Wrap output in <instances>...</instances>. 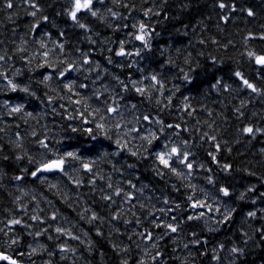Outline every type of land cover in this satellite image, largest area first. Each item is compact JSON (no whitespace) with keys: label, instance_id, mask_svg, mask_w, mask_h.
<instances>
[{"label":"snow or ice","instance_id":"snow-or-ice-1","mask_svg":"<svg viewBox=\"0 0 264 264\" xmlns=\"http://www.w3.org/2000/svg\"><path fill=\"white\" fill-rule=\"evenodd\" d=\"M22 3L27 6L26 15L30 17V21L27 24L26 35L30 36L32 41L38 45L36 53L32 55H25L28 52V41L21 39V44L16 46L12 55L7 52L0 55V65L6 66L3 70H0V81L4 82V86L7 91L12 93H22L23 98L21 102L12 104L10 100L6 99L3 102L2 107L8 110V115L13 116L21 114L26 117H31L33 113L25 112L26 99L41 100L38 96L37 90L33 87V84L42 85L44 88H49V84L53 79H56L59 84L63 85V90L68 93V100L71 104L78 105L73 109L75 115L68 112V108L64 104H60V108L63 109L64 119L69 121L67 130L71 133H80L88 138L91 143L85 144L81 147H67L64 149H57L50 146L49 137L47 133L44 134V138H40L36 131L31 132V136L34 139L36 149L35 151L27 149L24 145V135L17 131L15 134V140L10 142L11 151L5 152V148L8 145L0 146V178L7 176L5 168L15 170V174L11 176L12 181L23 183L26 179L30 178L33 182H39L41 185H47L48 189L55 190L54 194L64 196V193L60 191L58 183H52L47 174H59L62 177L67 178L68 183L73 184L75 188L79 189L85 185L83 176L89 177L87 180L88 187L95 192L97 189L98 180H106V187H101L100 200L104 202L105 207L112 209V206L116 204V198H122L124 204H129L128 212L131 213L135 220V225L130 232L120 233L119 228H115L114 231L120 235L127 236V244H111V252L116 258V264H169V259L180 261V264H188V259L181 260L179 256H175L176 248L173 247V255L169 256L167 252L166 241L171 240L173 245H177L176 236L179 235L185 227H188V231L185 233L187 242L183 243V249L189 250V256L193 261L195 256L192 255V249L196 250V253L200 257H210L209 264H248V257L255 253L257 249L264 251V208H253L252 210L244 213V221L247 223V229L241 227L237 229L239 233L240 242L237 243L232 237H229L230 246L222 241L217 242L214 246L209 247V240L207 237L202 238V232L218 233L222 228L230 226L238 211L236 206L228 204L227 200L233 196V192L230 190V186L225 184H218L213 175H211L212 169L205 168L203 163L196 164V154L191 150L194 146L190 144L188 139L181 138L182 132H188L187 127H182L180 123H166L163 119H156L150 113L149 114H133L132 120H126L123 108H128L129 112H133L137 109L136 103H122L125 101V94L135 93L142 100L151 101L153 95H155V102L157 105L161 104V97L164 96L166 89L165 79L163 73L160 71L147 72L145 68L139 66L138 60H143L146 56L152 53V38L158 36L159 33L154 28L143 21H135L131 24L133 31L128 35L131 40L139 42V47H135L134 50H128L127 42L120 40L117 48H107V52L110 53L106 57L107 64L112 65L114 63L113 57L134 58L127 64V67H136L137 71L141 74L139 79H133L128 77L127 81L121 79L118 75H113L112 79L116 83V88L119 91H114V95H106L108 92L105 86V91L94 90L91 96H84L81 90H87L89 84L86 82L90 79L91 73L96 72V77L91 82L93 85L102 77L97 71L101 68L99 63H95L90 51H83L79 47H75L71 43V31H78L79 35L90 45L97 44V40L94 37H98L100 34L94 31L93 22L99 25H103L106 28L111 29L113 32L120 31L121 28H128L127 21L131 18L132 12L136 11L134 4L125 2V0H110L112 6H109V0H65L64 3L54 11V16H50L44 6L43 0H22ZM167 4V0H163L159 10H155L152 7L145 9L142 13L143 17L151 16L161 17L167 19V15L164 11V5ZM49 4L48 7H52ZM17 7L14 4V0H3L2 8L0 11L13 10ZM190 5L185 4L184 8H188ZM215 7L220 10L218 13L219 19L225 24L234 19V14H245V20L247 18L255 19L257 17V11L252 6H247L244 3H236V0H216ZM117 9H124L128 11V15H124L123 12ZM226 10V11H225ZM8 20L12 21L11 14L8 15ZM57 18H61L64 21L65 27H61L57 22ZM210 18V17H209ZM118 21H124V23H116ZM50 26V27H49ZM187 29L188 25H183ZM262 31L259 36H256L253 32H249L245 37V47L250 40L258 39L264 41V24L260 25ZM51 29H56V39L52 38ZM15 31V29H13ZM177 32L183 36H187L188 32ZM46 38V39H45ZM47 41V42H46ZM128 42H131L130 40ZM200 44H204V40L199 41ZM213 44H218L217 40H212ZM232 42L228 41V44L224 45L228 47ZM49 44L51 46H49ZM165 50H161V55ZM19 55L23 62L24 67L15 68L12 64L15 56ZM203 55V53H200ZM246 56L248 61L254 68V76L249 77L241 69H232L228 77L224 75H218L222 65H218L215 57L211 58V67L207 70V73L211 74V79L208 82V93H215L217 96L223 94H233L237 96L241 93H247L249 97H259L264 100V84L258 85L254 81H264V52L246 51L241 54ZM33 59L37 60L35 68L32 67ZM165 64L175 66V62L168 59L162 62L160 67L164 68ZM185 64L189 65L188 71L185 72L184 68H180V74L182 79L187 84H193L195 82V73L200 67L197 63L196 67L191 66L190 60H185ZM117 67L123 68V65L117 64ZM38 69H45V71L39 73V79L33 80L32 74ZM50 70V71H48ZM105 71H107L105 69ZM11 73V75L9 74ZM73 73L83 75V81L77 82V79L70 78ZM28 75V81L25 83L23 80L18 79ZM144 81L150 83L145 85ZM235 84V87L233 86ZM50 91H55L50 89ZM169 91L167 96V103L164 104V108H170L172 106V100L175 93L179 92V87H175L174 90ZM73 97H77L73 99ZM95 99L102 107L97 106L92 108L88 101ZM53 96L44 92V99L49 106L53 103ZM60 100H64V96H59ZM190 97L184 96L182 107L180 111L186 112L188 116H192L195 109L192 108L189 103ZM248 103L251 100L241 99L238 106H234L232 111L238 121L246 119L245 109H247ZM92 109L89 111V109ZM52 112L57 115L56 108H52ZM210 116L211 112L208 113ZM252 117H258L260 121H264V114H258L257 112L251 113ZM91 117L92 119H87ZM79 119L81 121L80 126H73L71 121ZM94 122V127L92 123ZM142 122H146L148 125L158 126L156 130H148L147 134L142 132ZM27 123V120H25ZM199 123V122H198ZM19 128V125H16ZM211 132L205 131L202 133L200 139L212 142L215 148V153L209 151L207 153L212 164L217 165L221 172L224 174H230L233 171V165L231 163L221 164L216 153H219L221 149V143L218 140V136L215 134L216 129L212 125H208ZM4 129H0V132ZM239 137H247L249 142L255 140L258 136L264 137V126L247 123L241 124L237 129ZM170 133V134H166ZM115 135V139L113 138ZM134 134V135H133ZM163 137V140H162ZM237 138L236 142L239 143L240 139ZM71 139V137H69ZM139 139L141 144L139 147L131 145L133 140ZM102 141H107L105 145ZM179 141V142H177ZM159 142V143H157ZM56 144H62V140H56ZM227 145L228 141H223ZM115 146V150L109 151V148ZM143 149V151H141ZM230 152L231 149L229 148ZM85 152L88 153L85 156ZM127 152L131 157L138 159H148L151 157L154 161L152 171L154 174L164 180L166 176L171 174L178 179H184L191 177L194 171L204 169L209 174L205 177L206 183L216 188V195L210 196V194L203 189V199L195 197L194 195L186 196V207L194 210L192 213H184L181 209V205L170 200L168 197H164V207L155 208L154 211H147V217H150L148 226L144 225V222L139 216H136L133 209L136 208V204L132 203L136 200L135 192H139L143 195L144 188H137L136 184L131 179L127 180V187L131 191L126 190L120 185L119 182L116 185L112 182V176L105 175L101 172L98 165L102 162L111 164L113 171L120 173L123 176L121 168H118L115 163H112L110 158L118 157L122 153ZM264 155V148L260 150ZM26 162V163H25ZM24 164L23 167L20 165ZM128 169H134L135 164H127ZM71 169V171H70ZM247 171V170H245ZM75 172H80L83 176L73 175ZM247 175L254 176L255 172L247 171ZM139 180V177H136ZM264 183V181H262ZM3 187V185H0ZM174 191L179 189L173 185ZM195 189L194 185H187ZM17 191L22 192L24 195H28L24 189L17 187ZM248 193H256L255 185L247 187L244 192H240L236 197L237 201H245ZM66 199V197H65ZM150 199V198H149ZM264 201V192H260L258 197L253 196L250 199L252 205H256L257 200ZM32 200L35 201L36 197L33 196ZM14 202L19 203V210L27 215V205H24L20 196L14 198ZM51 204L52 201H47ZM38 207V204H37ZM154 207V206H153ZM140 209H145L143 203L139 204ZM43 212V209L39 210ZM180 211L181 215H176ZM156 212H159L161 216H156ZM33 213L29 219L42 227L36 231L34 235L36 237L42 236L49 232L51 229L56 234V239L62 236H67L71 240L79 241L80 244H84V240L80 236L74 235L71 229L64 226L52 227L51 222H56L58 219L57 211H53L51 216L46 219L42 218L40 214L36 213V209H33ZM87 213H91L87 215ZM122 206L110 212L109 221L116 222L121 220ZM81 220L87 221L92 225L99 222L103 225L105 218L95 210L91 208H85L83 212L78 213ZM259 221V225L255 226L253 222ZM196 222H203V228L198 231L191 225ZM124 225H132L133 221L129 219L123 220ZM21 225L25 229H29L32 225L24 223L22 219L15 217L9 219L5 225L8 231L4 228H0V233H3L7 238V246L11 248L14 245L20 244V238L10 236L11 226ZM47 225V227H43ZM142 229V230H141ZM156 230H160L157 233ZM28 235H33L31 231ZM88 235L87 232L84 233ZM95 236L97 238H103L104 232L102 227H96ZM47 239L52 241L54 237L48 235ZM139 241V242H138ZM132 245L139 250L141 255H132ZM30 251L28 252L29 261L31 264H35L34 256L41 255L42 252H46L48 259L42 260V264H54L53 257L60 254L61 261H68V254L71 253V264H76L77 260L81 259L76 255L77 249L69 247L67 244H57L55 251L48 250L47 246L41 245V252H38L36 248L29 245ZM89 255L93 252V243L90 240L87 248L85 249ZM227 251V257L221 255V253ZM20 256H23V252H19ZM106 255L104 251H100V256L103 258ZM0 261L6 262V264H22V261L13 258V256L7 254L5 251H0ZM91 264V262H89ZM252 264H255L253 260ZM261 264H264V258L261 259Z\"/></svg>","mask_w":264,"mask_h":264},{"label":"trees","instance_id":"trees-1","mask_svg":"<svg viewBox=\"0 0 264 264\" xmlns=\"http://www.w3.org/2000/svg\"><path fill=\"white\" fill-rule=\"evenodd\" d=\"M65 0H43L44 6L47 13L50 16H54L55 9L59 4L64 3ZM125 2L134 4L136 11L132 12L131 18L127 21L129 24L128 28H121L120 31L113 32L111 29L104 27L103 25L96 24L93 22L94 31L99 32L98 37H94L97 40V44L90 46L82 36L79 35L78 31H71V43L75 47L81 48L83 51H90L92 58L95 63H99L101 68L97 71L100 73L102 79L97 81L95 85L92 84V80L96 77V72L91 73V77L88 81L89 87L87 90H81L84 96H91L94 90L101 92L105 91V86L108 89L106 95H114L113 89L119 91L116 88V83L112 79L113 75L120 76L121 79L127 81L128 77L131 76L133 79H139L141 74L137 71L136 67L129 68L127 64L134 58L125 57L117 58L113 57L114 63L112 65L107 64L106 57L110 55L107 52V48H117L120 40L127 42L128 50H134L135 47H139V42L131 40L128 33L133 31L131 24L135 21H143L154 28L158 36L152 38V53L148 54L145 59L138 60L139 66L145 68L146 73L152 71H160L163 73L165 79L166 89L174 90L175 87H179L180 91L175 93L172 100V106L170 108H164V104L167 103V96L169 91H165L164 96L161 97V104L157 105L155 102V95L151 101L142 100L141 97L135 93L125 94L126 99L122 103H136L137 109L133 112H129L128 108H123L122 111L125 113L126 120H132L133 114H151L156 119H163L166 123H180L182 127H187L188 132H182L181 138L188 139L190 144H193L192 151L196 154V164L203 163L205 168H211V175L214 176L218 184H225L230 186V190L233 192V196L227 201L238 208L233 223L225 228H222L218 233H208L207 231L202 232V238L207 237L209 240V247L214 246L217 242H224L226 246H230L229 237H232L237 243L240 242L239 233L237 229L243 227L247 229V223L244 221V213L253 208L259 209L264 208V201L257 200L256 205L250 203V199L253 196L259 195L260 192H264V155L261 154V148H264V137L258 136L255 140L249 142L247 137H239L237 129L241 124L255 123L264 126V121H260L258 117H252V112L258 114H264V100L259 97H249L247 93H241L240 95L233 94H221L217 96L215 93H208L205 91L208 86V82L211 79V74L207 73V70L211 67V58L217 59L220 67L218 75H224L228 77L230 70L241 69L250 78L254 76V68L248 61L246 56H242V53L252 50L256 52H264V41L258 39L250 40L247 42L245 47L244 37L249 33L253 32L256 36H259L262 29L261 24H264V0H236L237 5L244 3L247 6H252L257 11V17L253 20L247 18L245 20V14L236 13L234 19L228 23H224L219 19V9L215 7L216 0H167V4L164 5V11L167 15V19L161 17L150 16L143 17L142 13L145 9L152 7L155 10H159L163 3V0H125ZM3 0H0V8H2ZM14 4L17 6L13 10L0 11V55L7 52L12 55L16 46L21 44V39L28 41L27 48L28 52L25 55H32L37 52L38 45L35 44L31 37L26 35L27 24L30 21V17L26 15L27 6L22 3V0H14ZM52 4V7H48ZM188 4L190 7L184 8V5ZM109 6H112L109 0ZM128 15V11L124 9H117ZM226 11V10H225ZM11 14L13 17L12 21L8 20V15ZM210 17V18H209ZM57 22L61 27H65L64 21L61 18H57ZM116 23H124V21H118ZM187 24L188 27L185 29L183 25ZM50 27V26H49ZM15 29V31H13ZM187 31L188 35L183 36L177 32ZM52 38L56 39V29H51ZM46 39V38H45ZM131 42H128V41ZM204 40V44H200L199 41ZM212 40H217L218 44H213ZM228 41L232 43L227 48L224 45L228 44ZM47 42V41H46ZM49 46H51L49 44ZM161 50H165L161 55ZM203 53V55H200ZM171 59L175 62V66L165 64L164 68L160 65L162 62ZM190 60L191 66L196 67L199 63L200 67L192 75L195 76V82L193 84H187L183 81L182 75L179 69L184 68L185 72L188 71L189 65L185 64V60ZM37 63L36 59H33L32 67L35 68ZM12 64L15 68L24 67L22 60L19 55H16ZM117 64L123 65L124 67H117ZM6 66L0 65V70H3ZM105 69L107 71H105ZM45 71V69H38L32 74L33 80H38L39 73ZM50 71V70H48ZM11 75V73H9ZM28 75L20 77L18 79L23 80L25 83L28 81ZM70 78L77 79V82L83 81V75L73 73ZM258 85L264 84V81H254ZM149 81H144V84H149ZM235 87V84L233 85ZM33 87L37 90L38 96L41 100L44 99V92H48L49 95L53 96V103L51 106L45 101L41 103V100L26 99L25 112H31V117H26L21 114L9 116L8 110L3 108L4 100L8 99L12 104H16L22 101L23 94L16 92L12 93L7 91L4 86V82L0 81V129L4 131L0 132V146L8 145L5 148V152L11 151L10 142L15 140V134L17 131L21 132L24 137V145L27 149L35 151L36 145L34 139L31 136L32 131H36L40 138H44V134L47 133L49 137L50 146L57 149H64L69 146L71 147H83L85 144L91 143L88 138L80 133H71L67 130L69 121L63 117L68 113H64L63 109L60 108V104H64L68 108V112L75 115L73 109L81 107L78 105L71 104L68 100V93L63 90V85L59 84L56 79L50 82L49 88H44L42 85L33 84ZM54 89L55 91H50ZM59 96H64V100H60ZM184 96H189L192 108L195 109L192 116H188L186 112L180 111ZM77 97H73L76 99ZM241 99L251 100L248 103L247 109H245L246 119L238 121L233 114V107L238 106ZM92 108L97 106L102 107L93 98L88 101ZM56 108L58 113L61 115L54 114L52 108ZM92 109L90 108L89 111ZM211 112L210 116L208 113ZM92 119L91 117H86ZM27 120V123H25ZM199 122V123H198ZM73 126H80L81 121L79 119L71 121ZM212 125L216 129L215 134L218 136V140L221 143V151L216 153L221 164L227 162L233 165V171L230 174H224L220 171L217 165L212 164L207 153L212 151L215 153V148L212 142L201 140L200 137L203 132L209 131L208 125ZM19 125V128L16 127ZM94 127V122L91 125ZM158 126L148 125L146 122H142V132L147 134L148 130H156ZM170 134V133H166ZM134 135V134H133ZM71 137V139H69ZM239 137L240 142L236 140ZM115 139V135L113 134ZM56 140H62V144H56ZM163 140V137H162ZM228 141L227 145L223 141ZM105 145L107 141H102ZM159 143V142H157ZM141 141L139 139L133 140L131 145L139 147ZM231 149L229 152L228 149ZM115 150V146L112 145L109 151ZM143 151V149H141ZM88 155L87 152L84 153ZM112 163H115L118 168H121L123 176L120 173L113 171L111 164L102 162L98 165L101 172L107 177L112 176V182L116 185L120 183L126 190L131 191L127 187V180L131 179L137 188H144L143 195L139 192H135L136 200L132 203L136 204L135 211L136 216L144 222L147 227L150 217H147V211H154L155 208H160L164 197H168L170 204L172 201L179 203L184 213H192L190 208L186 207V196L194 195L195 189L214 191L216 188L206 183L205 177L209 174L204 169L197 168L191 177L184 179H178L175 176L169 174L164 180L158 178L152 171L154 161L151 157L148 159H138L131 157L127 152L122 153L118 157L110 158ZM26 163V162H25ZM135 164L134 169H128L127 164ZM21 167L24 164L20 165ZM255 172L254 176L247 175V171ZM7 176L0 178V228L5 227L7 221L13 217L22 219L24 223L32 225L31 228L25 229L21 225L11 226L12 230L9 233L10 236L19 237L20 244L14 245L11 248L7 246V238L4 237L3 233H0V251H5L7 254L13 256L22 263L31 264L28 257L30 251L29 245L36 248L38 252H41L40 246H47L48 250L55 251L57 244H67L71 248L77 249L76 255L81 257L77 260L76 264H116V258L111 252V244H127V236L120 235L114 231L115 228L120 229V233L130 232L135 225V220L131 213L128 212L130 207L129 204H124L122 198H116V204L112 206V209L105 207L103 201L100 200L101 187H106V180L97 181V189L93 191L88 187L87 180L89 177L83 176L80 172H75L73 175L83 176L85 185L79 189L75 188L73 184L68 183L67 178L55 174L48 176L52 183H58L60 191L64 193V196H59L55 193V190L48 189V186L41 185L38 181L33 182L30 178L26 179L23 183L12 181L11 176L15 174L14 169L5 168ZM71 171V169H70ZM139 177V180L136 177ZM194 185L195 189L187 187V185ZM175 185L179 191L173 190ZM255 185L256 193H248L245 201H237L236 197L240 192H244L247 187ZM24 189L28 195H24L22 192L17 191V187ZM20 196L21 201L24 205H27V215L19 210V203L14 202V198ZM35 196L36 200L33 201L32 197ZM66 197V199H65ZM150 198V199H149ZM154 199V202H151ZM51 200L52 203L48 204L47 201ZM159 204L155 206L156 202ZM143 203L145 209H140L139 204ZM38 204V207H37ZM122 216L120 221L110 222L109 214L111 211L121 208ZM154 206V207H153ZM164 206V205H162ZM85 208H91L105 220L103 225L96 222L92 225L88 224L86 219L81 220L78 213L83 212ZM33 209H36V213L40 214L42 218L46 219L51 216L52 212L57 211L58 219L56 222H51L52 227L64 226L71 229L74 235H78L84 240V244H80L79 241L71 240L67 236H62L56 239V234L51 229L49 232L42 236L36 237L34 233L42 227L41 225L33 222L29 217L34 214ZM43 209V212L39 210ZM91 213H87L90 215ZM158 216L159 212L155 213ZM176 215H181L178 211ZM129 219L133 221L132 225H124L123 220ZM255 226L259 225V221L253 222ZM43 227H47L44 225ZM96 227H102L104 232L103 238H97L95 236ZM191 227H195L198 231L203 228V222H194ZM142 230V229H141ZM188 227H185L183 231L176 236L177 245H173L171 240H167V252L169 256L173 255L172 249L176 248L174 253L175 256H179L181 260L188 259V264H208L210 257H200L197 255L196 250L192 249V255L195 256L193 261L192 257L189 256V250L183 249V243L187 242L185 233L188 231ZM31 231L33 235H28ZM157 233L160 230H156ZM88 235L85 236L84 233ZM48 235H52L54 239L49 241ZM178 237V238H177ZM93 243V252L91 255L85 249L88 246L89 241ZM133 256H139L140 252L132 245ZM100 251H104L106 255L101 258ZM19 252H23L24 255L20 256ZM68 261H61L60 254H57L52 258L54 264H71L72 255L68 254ZM264 258V251L257 249L255 253L248 257V264H252L253 260L255 264H261V259ZM35 264H42V260L48 259L47 253L42 252L41 255L34 256ZM169 264H180V261L169 259Z\"/></svg>","mask_w":264,"mask_h":264},{"label":"rangeland","instance_id":"rangeland-1","mask_svg":"<svg viewBox=\"0 0 264 264\" xmlns=\"http://www.w3.org/2000/svg\"><path fill=\"white\" fill-rule=\"evenodd\" d=\"M177 142H179V141H177ZM204 191H206V190H204ZM206 192H208L209 194H210V196H215L216 195V193L214 192V191H206ZM194 196L195 197H198V198H201V199H203L204 197H203V192H201V190H198V189H195V191H194ZM155 200L154 199H151V202H154ZM228 202V201H227ZM159 204V201L158 202H156V204H155V206L156 205H158ZM228 204H230L229 202H228ZM162 205H163V201H162ZM161 205V207H164V206H162ZM231 205V204H230ZM194 210H192L191 209V212H193ZM159 216H161V214L159 213L158 214V217ZM134 227V226H133ZM178 238V237H177ZM139 242V241H138ZM140 255H141V253H140ZM221 255L222 256H224V257H227V251H225V252H223V253H221ZM209 264V263H208ZM225 264H227V261H226V259H225Z\"/></svg>","mask_w":264,"mask_h":264},{"label":"water","instance_id":"water-1","mask_svg":"<svg viewBox=\"0 0 264 264\" xmlns=\"http://www.w3.org/2000/svg\"><path fill=\"white\" fill-rule=\"evenodd\" d=\"M47 175H52V174H47ZM2 261H0V263H1Z\"/></svg>","mask_w":264,"mask_h":264},{"label":"flooded vegetation","instance_id":"flooded-vegetation-1","mask_svg":"<svg viewBox=\"0 0 264 264\" xmlns=\"http://www.w3.org/2000/svg\"><path fill=\"white\" fill-rule=\"evenodd\" d=\"M6 264V263H5Z\"/></svg>","mask_w":264,"mask_h":264}]
</instances>
